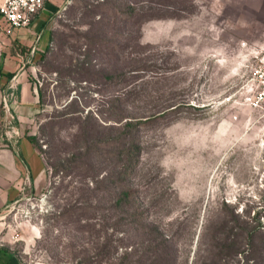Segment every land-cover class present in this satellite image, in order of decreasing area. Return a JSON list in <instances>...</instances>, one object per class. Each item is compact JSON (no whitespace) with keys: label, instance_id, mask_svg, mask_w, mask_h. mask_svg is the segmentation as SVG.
I'll return each mask as SVG.
<instances>
[{"label":"rangeland","instance_id":"obj_1","mask_svg":"<svg viewBox=\"0 0 264 264\" xmlns=\"http://www.w3.org/2000/svg\"><path fill=\"white\" fill-rule=\"evenodd\" d=\"M41 27L22 80L0 29V149L35 136L50 190L9 208L0 243L21 264H264V115L245 99L264 0H67Z\"/></svg>","mask_w":264,"mask_h":264},{"label":"crops","instance_id":"obj_2","mask_svg":"<svg viewBox=\"0 0 264 264\" xmlns=\"http://www.w3.org/2000/svg\"><path fill=\"white\" fill-rule=\"evenodd\" d=\"M66 1L44 0L42 9L32 18L28 27L16 28L10 36L3 34L10 49V54L6 56L9 59L4 60L2 64V67H5L2 68L5 76H11L15 72L14 77L23 79L25 72L22 70L23 56L27 58V54L43 51L36 46L43 32L41 26L45 25L50 15L58 11ZM18 46L27 48L24 51L25 48H17ZM24 85L27 83L19 82L16 89H8L7 95L12 96L14 92H23ZM24 102L32 103L34 100H20L18 104L11 102L10 105L18 122H24L31 112L28 106L32 105L23 104ZM27 135L23 132L18 133L0 149V231L5 223L3 219L14 203L41 193L48 184L44 159ZM0 264H21V262L10 246L0 243Z\"/></svg>","mask_w":264,"mask_h":264},{"label":"built area","instance_id":"obj_3","mask_svg":"<svg viewBox=\"0 0 264 264\" xmlns=\"http://www.w3.org/2000/svg\"><path fill=\"white\" fill-rule=\"evenodd\" d=\"M44 0H0V21L4 20L5 25L1 26L2 33L10 36L16 28L28 27L32 18L43 7ZM251 92L245 97L246 101L256 110L264 115V50L256 57L255 64L251 71ZM230 100V97L226 98ZM6 111L10 107L5 103ZM50 190L41 193L38 197H27L32 208L45 206ZM17 236L11 234L10 239Z\"/></svg>","mask_w":264,"mask_h":264},{"label":"trees","instance_id":"obj_4","mask_svg":"<svg viewBox=\"0 0 264 264\" xmlns=\"http://www.w3.org/2000/svg\"><path fill=\"white\" fill-rule=\"evenodd\" d=\"M4 25H5V21L2 20L1 21V26H4ZM48 45H49V43L47 44L46 48H48ZM41 56L44 57V55H41ZM0 71H1V67H0ZM38 96H39V99L42 100V98H43V92H42V90L40 88L38 89ZM27 137L34 144V146H36V148H37V145H36V137L35 136H32V135H27Z\"/></svg>","mask_w":264,"mask_h":264}]
</instances>
